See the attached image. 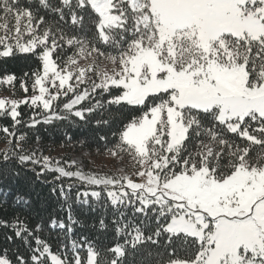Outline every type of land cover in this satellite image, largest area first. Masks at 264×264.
<instances>
[{"label": "snow or ice", "instance_id": "6c2138e0", "mask_svg": "<svg viewBox=\"0 0 264 264\" xmlns=\"http://www.w3.org/2000/svg\"><path fill=\"white\" fill-rule=\"evenodd\" d=\"M17 52L41 67L32 96L0 98L13 129L21 104L43 110L27 127L95 117L114 137L109 153L136 170L87 174L43 157L37 171L25 134L0 129L20 165L0 170V210H11L0 229L16 246L0 264H264V0H0V57ZM73 205L101 210L93 237L72 238L84 227Z\"/></svg>", "mask_w": 264, "mask_h": 264}, {"label": "trees", "instance_id": "16d2710c", "mask_svg": "<svg viewBox=\"0 0 264 264\" xmlns=\"http://www.w3.org/2000/svg\"><path fill=\"white\" fill-rule=\"evenodd\" d=\"M71 54V53H69ZM89 62L88 60L81 59V63ZM102 66L110 65L107 61H102ZM41 67L37 58L30 53H19L7 58L0 57V78L6 77L8 75H14L16 79L11 83L0 82V95L8 94L15 99H23L25 96H32V73ZM25 73L28 76L25 77ZM21 78L24 79L27 84L29 91L25 93L20 87ZM59 103V102H57ZM55 107V104H54ZM60 109L62 110V104H60ZM20 112V119L23 123L16 125L13 129V121L8 115H0V129L3 127H8L11 130H15L17 136L21 132L25 134V140L21 141L20 144L25 151V154H32L36 151L37 144L40 146H49L50 148L57 151V153L64 152L63 155L67 160H71L72 156L76 152H81L83 150H88L92 154L97 155L100 158L112 159V164L123 165L125 172L132 174L135 172L134 167L135 161L131 159L128 155H112L109 153L108 149L114 150L113 140L114 137L111 136V130L107 126H97L95 123V117L91 120L85 122L79 118L70 116L67 120H53L51 123H43L42 117L37 116V119L41 120V123L36 124L34 127H27L30 123V117H32L34 112H41L42 109L33 108L30 105L21 104L18 108ZM115 127V126H114ZM101 136H106L107 141L101 140ZM0 144H6L7 150L5 152H0V170H19L20 165L18 158L13 154L18 151L16 148L17 140L15 137H9L3 131H0ZM7 155L9 159L4 160V156ZM51 156V155H50ZM34 165L31 163L27 164V168L31 169ZM37 171H39L40 165L35 166ZM48 180H52L55 175L54 172L45 173ZM27 176L30 179H34L32 172H27ZM65 184L75 182L78 186L79 191H83V186H81L75 179L63 178ZM19 184L24 187L26 186L25 181H19ZM34 192L40 194V198L44 201V206L50 212H55L59 217H66V212L61 211L59 204L55 197L49 198V184H39L36 183L34 186ZM77 191V188L73 189V194ZM103 195V194H102ZM93 200L95 198H92ZM73 215L79 219L84 227H76L73 239H79L83 235L93 237L95 235V229L92 228L93 224L98 227V218L102 214L100 209L96 212H88L84 214L81 212L80 205H73ZM11 210L7 211L0 210V219H10ZM111 215L106 216V223H110ZM6 235H12L10 230L0 229V251L4 252L9 258L14 259V253L16 252V246L5 239ZM53 244V250H56L57 242L55 240H50ZM108 242L107 240L105 241ZM83 255V253H82Z\"/></svg>", "mask_w": 264, "mask_h": 264}, {"label": "rangeland", "instance_id": "374dc122", "mask_svg": "<svg viewBox=\"0 0 264 264\" xmlns=\"http://www.w3.org/2000/svg\"><path fill=\"white\" fill-rule=\"evenodd\" d=\"M89 62H83L82 64L87 65ZM108 69H111V65H106ZM38 94V93H37ZM30 97V96H28ZM0 98H8V99H15L8 94H1ZM18 110V109H17ZM7 150L6 144H0V152H5ZM36 159L40 161L39 165L43 166L44 161L43 157H48L50 160V167H64L66 170H80L87 174H107V175H119L121 171L126 174L123 165H114L112 164V159L109 158H100L95 154H92L88 150H83L81 152H76L73 154L71 160H67L63 155L64 152L57 153L54 149L50 148L49 146H40L37 144L36 151H34ZM51 155V156H50ZM57 174V173H56ZM132 175V174H129ZM75 179V178H72ZM133 179H136L133 176ZM78 182V181H76ZM79 183V182H78ZM83 186V191H92V190H99L98 188H94V186L90 187L87 185Z\"/></svg>", "mask_w": 264, "mask_h": 264}]
</instances>
